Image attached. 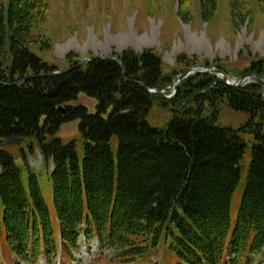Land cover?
I'll return each instance as SVG.
<instances>
[{"label": "trees", "instance_id": "1", "mask_svg": "<svg viewBox=\"0 0 264 264\" xmlns=\"http://www.w3.org/2000/svg\"><path fill=\"white\" fill-rule=\"evenodd\" d=\"M38 3L10 0L7 10L0 9V202L6 234L0 247L6 256L27 261L42 251L55 258L60 251L69 258L81 233L98 238L124 264H146L162 245L175 264H250V255L264 256L262 86L231 87L197 74L166 99L126 82L112 59L79 66L75 54L66 58L74 67L69 73L23 81L58 70L23 39ZM118 58L127 78L149 88H166L183 73L164 72L154 50H127ZM247 72L264 77V58L251 62ZM80 94L96 101L95 112L73 104ZM223 101L249 115L241 128L219 124ZM156 103L172 110L166 127L148 122ZM73 121L79 122L78 136L59 137ZM15 137L25 142L6 146ZM36 150L49 173L58 234L39 175L28 162ZM246 153L250 164L241 184ZM241 185L233 224L231 207Z\"/></svg>", "mask_w": 264, "mask_h": 264}, {"label": "rangeland", "instance_id": "2", "mask_svg": "<svg viewBox=\"0 0 264 264\" xmlns=\"http://www.w3.org/2000/svg\"><path fill=\"white\" fill-rule=\"evenodd\" d=\"M38 2L31 13L35 21L30 28L23 31V39L25 44H28L49 66L59 70L70 67V62L66 59L70 54L77 55V61L82 62L98 55L118 58L127 50L136 53L154 50L162 58L164 72L174 69L184 73L195 65H217L218 68L225 69L231 79H238L251 62L264 58V0H38ZM9 3L10 0H0V9L7 10ZM182 56L187 57V62H178ZM209 74L220 80L215 73ZM73 104H83L90 112H95L96 109V101L84 94H80ZM204 106V115H208V103ZM172 115L170 108L156 103L147 119L153 127H166ZM248 118V114L229 107L227 101L219 104V124L223 127L239 129ZM78 125V121L64 124L58 136L64 140L76 138ZM242 134L246 140H251L249 134ZM28 162L39 175L42 191L58 234L53 190L40 152L36 150L29 156ZM249 164L250 156L246 153L241 162V184L244 182ZM242 193L241 185L235 193L231 207L233 224L237 218ZM2 215L3 206L0 202V246L5 245L6 235ZM97 248V243L92 242L88 250L96 253ZM101 252V256L96 260L89 256L84 248L75 255L77 261L73 262L67 260L65 255H63L65 261L59 257L56 259L41 255L39 259L30 256L27 262H23L11 255L6 256L8 252L5 253L0 247V264H124L117 261L113 253L109 255ZM157 252L159 257L163 254L161 264H175L176 257L171 253L167 254L163 246H160ZM154 256L157 257L155 254L152 257ZM255 260V264H264V259L260 256ZM126 264L145 263L138 260Z\"/></svg>", "mask_w": 264, "mask_h": 264}, {"label": "water", "instance_id": "3", "mask_svg": "<svg viewBox=\"0 0 264 264\" xmlns=\"http://www.w3.org/2000/svg\"><path fill=\"white\" fill-rule=\"evenodd\" d=\"M97 58L112 59V60L116 61L123 70V78L126 82L132 83V84H137V85L141 86L143 89H145L151 95H161V96H164L165 98H169L168 96L165 95V93L169 90H176L178 87V84L181 81H183L184 79L188 78L190 75L215 73L216 76L220 75L221 80L224 84L231 86V87L245 86L246 84H248L250 82L258 83L263 87L262 93L264 96V77L259 76V75L254 74V73H245L241 77H239L238 79L233 80L230 78L229 75H227L226 73L219 70L217 65H214V66L195 65V66L191 67L189 70H187L186 72L180 74L169 87L163 88V89H155V88H149L147 85H145L141 81L127 78L126 77V67H125L124 63L119 58L108 57L105 55H102V56L98 55V56L93 57L92 59L83 60L82 62H80L79 66H81L85 63H88L91 60H94ZM73 68H66V69H62V70H54V71H50V72H46V73H42V74L31 75V76L26 77L23 81H27L29 79H35V78L64 75L66 73H69ZM24 142H25L24 138H16V137L10 138L6 141V146H8V147L19 146V145H22Z\"/></svg>", "mask_w": 264, "mask_h": 264}]
</instances>
